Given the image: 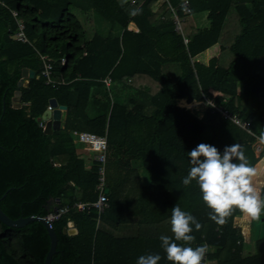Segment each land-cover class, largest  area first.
<instances>
[{
	"label": "trees",
	"instance_id": "obj_1",
	"mask_svg": "<svg viewBox=\"0 0 264 264\" xmlns=\"http://www.w3.org/2000/svg\"><path fill=\"white\" fill-rule=\"evenodd\" d=\"M1 1L6 6L0 4L3 212L12 219L45 216L50 199L59 198L58 207L95 200L96 164L85 168L72 132L84 126L107 135L108 207L101 226L94 211L62 215L53 223L57 244L50 264H137L147 254L171 264L159 237L172 236L176 204L202 225L199 231L193 225L191 246H210L208 257L216 264H264V233L249 243L254 220L237 210L225 225L217 224L197 183H182L191 167L187 153L198 144L223 152L239 143L257 170L253 184L264 195V150L256 157L255 137L205 104L210 100L250 121L253 134L264 133V0H187L189 13L182 11L184 0L137 5L128 0L124 7L119 0ZM7 7L24 19L30 44L12 39L15 26ZM170 7L181 20L180 32ZM136 8L141 14L134 16ZM193 14L206 23L195 24ZM41 54L63 83H45ZM177 66L178 75L171 77ZM24 67L38 78L20 88L22 105L14 107ZM51 98L67 110L63 127L46 134L37 119ZM134 219V235L110 230ZM68 221L76 225L75 235L63 232ZM49 246L39 221L20 228L0 222V264H44Z\"/></svg>",
	"mask_w": 264,
	"mask_h": 264
},
{
	"label": "clouds",
	"instance_id": "obj_2",
	"mask_svg": "<svg viewBox=\"0 0 264 264\" xmlns=\"http://www.w3.org/2000/svg\"><path fill=\"white\" fill-rule=\"evenodd\" d=\"M128 0H119L124 7ZM132 15H140L141 9H132ZM264 140V133H261ZM190 170L182 183L185 187L195 181L202 193V199L211 210L209 218L219 225H225L228 218L239 210L254 221L264 217V195L253 184L257 170L245 155L243 145L234 143L225 146L221 152L216 146L200 143L189 151ZM172 236L159 237L161 248L171 264H204L209 248L205 245L192 247L195 237L193 225L199 231L202 227L195 216L176 204L171 211ZM161 255H141L137 264H159Z\"/></svg>",
	"mask_w": 264,
	"mask_h": 264
},
{
	"label": "built area",
	"instance_id": "obj_3",
	"mask_svg": "<svg viewBox=\"0 0 264 264\" xmlns=\"http://www.w3.org/2000/svg\"><path fill=\"white\" fill-rule=\"evenodd\" d=\"M145 0H130L131 5H137L139 2H143ZM160 1H167V0H160ZM0 4L5 6L4 2L0 0ZM6 7V6H5ZM10 15L14 20V31L12 33V39L16 41H20L22 43L30 44V40L26 36L25 33V21L19 15L18 11L13 8L7 7ZM173 11V20L175 24V30L180 32L181 25H180V18L175 14L174 9L170 7ZM182 11L183 13H189L188 8V1L184 0L182 2ZM183 42L187 44L188 39L183 37ZM41 61L43 63L41 69V75L45 79L46 84H51L52 86L56 84L63 83L58 79L53 77V64L48 58L47 55H40ZM64 57L60 58V62L64 63ZM105 84L108 86L110 79L106 78L103 80ZM205 104L211 105L214 109L221 115L223 118L230 120L232 123L240 127L241 129L245 130L246 132L252 134L255 139L252 143L253 150L257 156H259L264 150V140L261 139L260 136L253 134L250 130V121L244 120L241 117L234 115L222 107L215 106L210 100H205ZM49 110H52V107L48 105L47 107ZM43 128V125L40 124ZM74 134V143L75 144H83L87 148H89L93 152L92 161L96 164L97 167V182L95 185V191L97 193V197L93 201H75L72 204L65 205L62 207H57L56 211H49L45 216H41L47 223V227L49 229L53 228V223L61 218L62 215L68 213L70 210H76L77 212L81 213H89V212H96V219L97 222L100 220V216L103 214L105 209L108 207V195L105 192L107 188L106 183V153H107V135L104 134H97L91 131H75ZM207 245V244H206ZM208 246V245H207ZM209 251L204 258V264H216V262L208 257V254L211 250L210 246H208Z\"/></svg>",
	"mask_w": 264,
	"mask_h": 264
},
{
	"label": "water",
	"instance_id": "obj_4",
	"mask_svg": "<svg viewBox=\"0 0 264 264\" xmlns=\"http://www.w3.org/2000/svg\"><path fill=\"white\" fill-rule=\"evenodd\" d=\"M33 77H35V72L32 69H28V68H23L22 69V73H21V78L18 81V89L15 91L14 97L12 98L13 100V106L14 107H19L21 106V91L20 88L23 86V80L24 78H29L32 79ZM50 106L52 107V110L46 109L43 114L37 119L38 122L43 125V132L46 134H51L53 132V130L59 129V125L55 126L54 124V118H55V112L56 111H63V117L66 114V110L67 107L65 105L62 104H58L55 98H52L49 100ZM59 123V122H58ZM105 192L108 193V188L105 189ZM6 193H4L0 199L2 197L5 196ZM55 202L58 204L59 203V198L55 199ZM49 203V202H48ZM57 204L54 205L52 208H49V206L47 205V209L56 211L57 210ZM30 221H39L41 222L44 227L47 230V233L49 235L50 238V246L49 249L46 253L45 259H44V264H50L52 256L55 254L56 252V244H57V235L55 230L49 229L47 227V223L46 221L39 215H30V216H26V217H19L16 219H12L10 218L5 212H3V210L0 208V222L6 226L9 227H16V228H20L22 226H24L25 224H27ZM63 232L66 233L69 236L75 235L77 233V229L74 226L73 221H68L66 226L63 228Z\"/></svg>",
	"mask_w": 264,
	"mask_h": 264
},
{
	"label": "crops",
	"instance_id": "obj_5",
	"mask_svg": "<svg viewBox=\"0 0 264 264\" xmlns=\"http://www.w3.org/2000/svg\"><path fill=\"white\" fill-rule=\"evenodd\" d=\"M192 18H193L194 23L197 24L198 26H203L206 23V22H204V19L199 14H193ZM129 27H131V26H129ZM24 68H28V67H24ZM28 69H30V68H28ZM176 75H178V72H177ZM35 77L38 78V76H36V75H35ZM29 80H30L29 78H24L23 86H27L28 83H29ZM20 105H22V103ZM49 105H50V103H49ZM56 115H58V117H59V122H60L59 123V126H60L59 128H61V127H63V125L65 123L64 121H65L66 114L63 117V111L59 110V111L55 112V117H56ZM75 131H78V130H74L73 132H75ZM81 131H85V130H81ZM73 132H72V134H73ZM253 152H254V150H253ZM77 153L79 154V156H81L84 159L85 168L90 167V165L92 163L93 152L84 145L81 148L77 147ZM254 154H255V152H254ZM255 156L257 157L256 154H255ZM134 165L139 166L140 162L136 161V163H134ZM139 170H141V169H139ZM140 178H141V182H142L143 185H147L148 184L147 176L145 175V173H143L141 171H140ZM56 204L57 203L55 202V200L50 199L49 203H48V206H49V208H52ZM50 211H52V210H50ZM136 223L137 222L134 219L133 221H130V222H127V223H122V224L117 225L114 228H110V230L114 233V235H117V236L134 235V234H136L138 232V227H137ZM96 224H97V227L101 226L100 221H98ZM74 226L76 227L75 224H74ZM105 228H107V226H104V229ZM76 229H77V227H76ZM77 232H78V230H77Z\"/></svg>",
	"mask_w": 264,
	"mask_h": 264
},
{
	"label": "rangeland",
	"instance_id": "obj_6",
	"mask_svg": "<svg viewBox=\"0 0 264 264\" xmlns=\"http://www.w3.org/2000/svg\"><path fill=\"white\" fill-rule=\"evenodd\" d=\"M80 19H82V17H80ZM166 67H169V66H166ZM165 67V68H166ZM164 68V69H165ZM177 69L178 70H174L173 69V71H171L170 73H171V77H176V74H177V72L179 73V68H178V66H177ZM166 70L168 71L169 69L168 68H166ZM165 71V70H164ZM201 106H203L204 104L203 103H201L200 104ZM78 131H81V130H85V131H90V129L89 128H87V127H84V126H79V127H77L76 128ZM92 131V130H91ZM94 132V131H93ZM72 136H73V138H74V134H72ZM76 146L78 147V148H81L82 146H84L83 144H76ZM264 233V217H262L261 218V221H254V223H253V225H252V232H251V240L249 241V243H251V245H252V242H254V240L256 239V238H259L260 236H261V234H263Z\"/></svg>",
	"mask_w": 264,
	"mask_h": 264
},
{
	"label": "bare ground",
	"instance_id": "obj_7",
	"mask_svg": "<svg viewBox=\"0 0 264 264\" xmlns=\"http://www.w3.org/2000/svg\"><path fill=\"white\" fill-rule=\"evenodd\" d=\"M59 117H58V115H56V117H55V119H54V124H55V126H58L59 125Z\"/></svg>",
	"mask_w": 264,
	"mask_h": 264
}]
</instances>
